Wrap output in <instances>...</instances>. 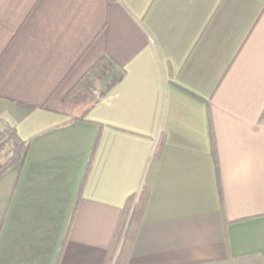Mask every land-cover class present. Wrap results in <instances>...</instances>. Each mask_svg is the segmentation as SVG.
Here are the masks:
<instances>
[{
    "label": "crops",
    "instance_id": "0c3cea01",
    "mask_svg": "<svg viewBox=\"0 0 264 264\" xmlns=\"http://www.w3.org/2000/svg\"><path fill=\"white\" fill-rule=\"evenodd\" d=\"M103 58L122 79L72 92ZM6 128L0 264H114L141 186L123 264H264V0H0Z\"/></svg>",
    "mask_w": 264,
    "mask_h": 264
},
{
    "label": "trees",
    "instance_id": "16d2710c",
    "mask_svg": "<svg viewBox=\"0 0 264 264\" xmlns=\"http://www.w3.org/2000/svg\"><path fill=\"white\" fill-rule=\"evenodd\" d=\"M113 65L107 59L103 58L98 61L92 68L88 70V72L82 77V79L76 84L72 92H76L78 90L87 89L92 92H98V97L103 98L116 84L122 79V73L112 74ZM110 78L104 83L103 89H98L96 87L97 82H101L105 77L110 75ZM97 102V100H96ZM87 111H84L82 117L85 116ZM5 137L6 142L0 145L1 149H4L5 146H8V152H6L5 161L0 166V176L7 171L8 169L14 167L15 165L22 162L24 156L26 155V151L28 150V143L18 140L14 131L6 128L5 134L0 138ZM100 133L96 136V140L94 146L91 151L90 159L87 162L88 165L86 167L85 174L83 175L81 185L79 187L77 199L81 198L82 188L84 187V183L87 178L88 170L90 165L92 164L94 152L96 150L97 143L99 142ZM212 143H214L212 139ZM214 147V144H213ZM159 154V146L154 152V157H157ZM214 155V152H213ZM215 167H216V160ZM217 168V167H216ZM148 190L146 186H141V189L137 196L130 198L126 204V207L123 211L122 220L118 226L115 238L113 239V244L111 247L110 259L115 258L114 264H123L129 255L131 250L132 243L135 239L136 233L138 231L139 225L142 220L143 212L145 211L147 201H148ZM65 242V239H64ZM62 251V250H61ZM61 254V252H60ZM60 254L57 263L59 264Z\"/></svg>",
    "mask_w": 264,
    "mask_h": 264
},
{
    "label": "built area",
    "instance_id": "2783aa9c",
    "mask_svg": "<svg viewBox=\"0 0 264 264\" xmlns=\"http://www.w3.org/2000/svg\"><path fill=\"white\" fill-rule=\"evenodd\" d=\"M2 143V141H0V144Z\"/></svg>",
    "mask_w": 264,
    "mask_h": 264
}]
</instances>
